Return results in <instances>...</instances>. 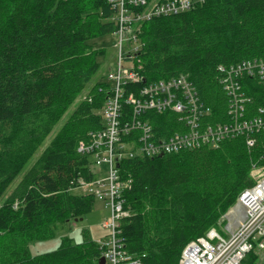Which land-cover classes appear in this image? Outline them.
Here are the masks:
<instances>
[{
	"label": "trees",
	"instance_id": "trees-1",
	"mask_svg": "<svg viewBox=\"0 0 264 264\" xmlns=\"http://www.w3.org/2000/svg\"><path fill=\"white\" fill-rule=\"evenodd\" d=\"M193 2L189 11L142 24L139 74L147 85L186 78L199 100L198 131L222 132L235 116L220 69L264 59V0ZM117 18L109 0H0V264H99L101 249L88 231L81 243L64 237L46 254L33 256L30 245L56 238L59 226L93 211V196L73 192L95 177L93 159L78 149L103 129L106 80L24 171L100 71L106 50L95 41L114 36ZM250 80L238 90L242 122L263 117L264 82ZM143 84L130 93L139 98ZM151 115L143 119L154 128L153 142L190 132L182 114ZM257 168H264V129L221 137L213 147L122 161L121 177L131 180L124 196L129 216L121 223L128 252L141 264H178L186 246L206 237L253 186ZM259 257L252 251L241 264Z\"/></svg>",
	"mask_w": 264,
	"mask_h": 264
},
{
	"label": "built area",
	"instance_id": "built-area-1",
	"mask_svg": "<svg viewBox=\"0 0 264 264\" xmlns=\"http://www.w3.org/2000/svg\"><path fill=\"white\" fill-rule=\"evenodd\" d=\"M118 7V30L114 34L117 40V54L110 69L105 85L107 97L100 117L103 129L92 133L90 141L80 145L78 152L93 159L94 179L80 180L79 190L84 195L93 196L95 201L106 205L110 217L104 223L109 234L100 242L101 258L105 264H141L142 258L132 255L126 248L121 236V223L129 216L125 209V191L129 189L131 180H123L120 164L126 159L137 157H162L165 154L191 150L201 146H217L218 140L237 133H252L264 129L263 115L253 121H240V114L245 103L244 97L238 94L240 83L245 76L258 77L264 82V59L248 61L228 70L221 68L225 77L221 80L224 89L233 97L231 114L235 123L222 132H214L211 128L200 134L197 116L199 100L195 89L186 78L168 82L146 84L139 74L141 69L139 42L137 32L142 24L155 17L170 16L189 11L193 0H155L151 5L146 0H109ZM127 5H132L131 10ZM140 6H148L143 12H136ZM136 9V10H134ZM145 83L139 90L137 98L130 89ZM131 110L129 111V108ZM173 111L182 114V120L190 132L184 136L175 135L169 140L156 136L149 120L151 114H163ZM151 116H150V115ZM253 144V141H249ZM264 168H257L258 170ZM264 172L254 188L246 190L239 198L243 217L237 223L236 230L228 239L223 238L215 230H210L206 237L189 243L184 249L178 264H241L247 254L252 251H264ZM233 215V214H232ZM232 217V216H231ZM230 217V218H231Z\"/></svg>",
	"mask_w": 264,
	"mask_h": 264
},
{
	"label": "rangeland",
	"instance_id": "rangeland-1",
	"mask_svg": "<svg viewBox=\"0 0 264 264\" xmlns=\"http://www.w3.org/2000/svg\"><path fill=\"white\" fill-rule=\"evenodd\" d=\"M95 42L97 48H103L106 50L105 57L101 60L102 65L100 71L94 77L92 82L88 85L87 89L84 91L81 97L74 103V105L65 115V117L62 119V121L53 130L52 134L46 141L45 145H43V147H41L38 150V152L35 154L29 166L24 172H26L28 168L32 166L36 162V160L39 159V157L44 152V150L49 146L51 140L60 131L62 126L71 116V114L76 110L78 105L82 101H84V99L88 96L92 88L96 86L98 83H102L103 81L106 80V77L110 69H112L114 60L116 58L117 40L114 36H106L96 40ZM96 114H99V112H96ZM262 172H264V170L262 169L253 170V172L251 173L253 186L250 189L254 188L257 182L261 179L260 175ZM22 177L23 176L21 174L15 180V182L12 184L10 189L7 191L6 196L10 195L14 191V189L16 188ZM73 193L77 196H82V195L84 196L83 192L80 190L74 191ZM4 200L5 198L0 201V205L4 202ZM232 209L233 207L222 217V220L219 222L217 227L213 228L220 234V236L226 239H228L229 236H231V233H233L237 227V226L230 227L231 224L230 219H227V215L232 211ZM235 213L236 211L233 212V214ZM109 217L110 214L108 208H106V205L100 201H95L92 212H90L88 215H86L85 217L79 220L69 222L66 226H59L56 229L57 231L56 238L49 241L32 243L30 245V251L33 256L54 252L59 248L61 241L64 237L72 238L76 243H81L83 241V231H88L90 236L95 242H100L103 238H105L109 234V232L106 229H104V223L109 219ZM259 256L260 257H259V261H257V264H264V252H260Z\"/></svg>",
	"mask_w": 264,
	"mask_h": 264
},
{
	"label": "bare ground",
	"instance_id": "bare-ground-1",
	"mask_svg": "<svg viewBox=\"0 0 264 264\" xmlns=\"http://www.w3.org/2000/svg\"><path fill=\"white\" fill-rule=\"evenodd\" d=\"M244 78H245V77H244ZM246 78H247L248 81L250 80V78H249V79H248V77H246ZM253 79H254V78H253ZM253 79H252V81L254 82V80H255V82L257 83V80H258V79H254V80H253ZM245 80H246V79H245ZM247 80H246V82H245V81H243V79H242L243 82L241 81V82H242V83H241V88L244 87L243 85H244L245 83H247ZM250 81H251V80H250ZM252 81H251V82H252ZM258 81H259V80H258ZM244 82H245V83H244ZM260 83H261V82H260ZM221 84H222V83H221ZM258 85H259V84H258ZM262 85H263V84H262ZM242 86H243V87H242ZM261 87H262V86H261ZM242 90H243V89H242ZM242 90H241V91H242ZM244 94H245V93H244ZM245 96H246V95H245ZM230 99H233V97L230 98ZM201 107H202V106H201ZM199 110H200V109H199ZM203 110H204V109H203ZM207 115H208V114H207ZM199 116H200V115H199ZM203 116H204V115H202L201 117H203ZM229 116H230V115H229ZM201 117H199V121H200V118H201ZM179 121H180V120H179ZM231 123H232V121H231ZM231 123H230V124H231ZM182 124H183V123H182ZM232 124H233V123H232ZM232 124H231V125H232ZM242 217H243V211H242L241 208H239V209L236 211V213L233 214L232 217L230 218V222H231L230 227H232V226L235 227V226L237 225V223L240 222V220L242 219Z\"/></svg>",
	"mask_w": 264,
	"mask_h": 264
},
{
	"label": "water",
	"instance_id": "water-1",
	"mask_svg": "<svg viewBox=\"0 0 264 264\" xmlns=\"http://www.w3.org/2000/svg\"><path fill=\"white\" fill-rule=\"evenodd\" d=\"M239 208H241L239 201L237 204L233 207L232 211L227 215V219H230L234 211H237ZM242 209V208H241ZM245 217H243L244 220ZM99 264H105V260L103 258L100 259Z\"/></svg>",
	"mask_w": 264,
	"mask_h": 264
}]
</instances>
